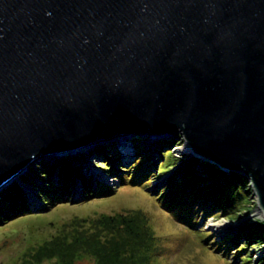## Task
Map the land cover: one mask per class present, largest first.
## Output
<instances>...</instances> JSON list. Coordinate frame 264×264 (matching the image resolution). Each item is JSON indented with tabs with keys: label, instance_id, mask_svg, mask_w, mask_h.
<instances>
[{
	"label": "water",
	"instance_id": "obj_1",
	"mask_svg": "<svg viewBox=\"0 0 264 264\" xmlns=\"http://www.w3.org/2000/svg\"><path fill=\"white\" fill-rule=\"evenodd\" d=\"M177 135L264 220V0H0V193L49 156Z\"/></svg>",
	"mask_w": 264,
	"mask_h": 264
},
{
	"label": "rangeland",
	"instance_id": "obj_2",
	"mask_svg": "<svg viewBox=\"0 0 264 264\" xmlns=\"http://www.w3.org/2000/svg\"><path fill=\"white\" fill-rule=\"evenodd\" d=\"M181 147L178 135L138 137L129 156L113 143L33 164L22 181L35 190L13 183L25 202L0 216V264H111L113 237L93 220L136 212L145 216L138 248L148 251V264H264V220L253 216L257 205L244 179L197 154H181ZM108 176L119 182L103 185ZM222 220L237 229L218 238L208 225ZM118 237L124 246L126 237ZM129 252L134 259L128 255L126 263L141 261Z\"/></svg>",
	"mask_w": 264,
	"mask_h": 264
},
{
	"label": "trees",
	"instance_id": "obj_3",
	"mask_svg": "<svg viewBox=\"0 0 264 264\" xmlns=\"http://www.w3.org/2000/svg\"><path fill=\"white\" fill-rule=\"evenodd\" d=\"M220 175H222L223 178L226 176L224 173H221V172H220ZM63 177H64L63 179L65 180H67V178L70 179L68 174H64ZM231 177L234 179L238 177L239 181H241V179L244 178L243 175L241 174H233L231 175ZM1 199H4V200H1ZM24 202H25V196H23L21 187L18 184L10 187V189L6 190L4 194V198L0 196V204L4 203L0 207V216L3 213L8 212L10 210V206H13L12 204H14L16 208H18V206L23 205ZM6 203H9V205L6 207H3ZM144 217L145 216L141 212H136L134 214H120V215H115V216L102 215L99 218L93 220L95 223V226H97L95 227L97 230H100V231L102 230L101 232L103 231L109 232V234L112 235L113 237V240L111 243L113 245L111 247L113 255L111 257L108 256V259L111 262V264H129V263H126V257L130 255L131 259H134L131 255V252H129V248H131L132 251H136L142 255V259L140 262H133L132 260V264H148L147 259L149 256L144 258V256L147 255L148 251L144 250L142 252L138 248L139 246L143 245L145 238L142 244H140L141 239L143 237H146V233H147L145 230V225H144V222H146L144 220ZM118 232H121L126 237L123 245L126 248L128 247L127 251L125 250L124 246H122L121 242L120 243L118 242L119 241ZM154 237L152 236V239H155ZM116 238L118 240H116ZM134 242H138L139 245L134 246Z\"/></svg>",
	"mask_w": 264,
	"mask_h": 264
},
{
	"label": "bare ground",
	"instance_id": "obj_4",
	"mask_svg": "<svg viewBox=\"0 0 264 264\" xmlns=\"http://www.w3.org/2000/svg\"><path fill=\"white\" fill-rule=\"evenodd\" d=\"M121 140H125V137L123 136V137H121V139H118L117 138V141L118 142L117 143H114V144H116V146L122 147V149H124V150L127 149V148L128 149H131L130 146L125 145L124 143L121 142ZM178 150H179L178 152H180L181 154H183V152H186V154L190 153V151L188 149H186L185 147L178 148ZM126 155L127 154H125V156ZM55 157H59V155L49 156L48 158L51 159V158H55ZM26 171L27 170H24L23 173H20L19 175H17L14 178V180H12V183H15L16 181H19V182H21L23 184L24 181H22L23 180L22 178L26 174ZM96 174L97 175H100V173H98V172ZM118 182L119 181L116 178H110L109 176H108V178H105V180L102 181L103 185H106V186H114ZM23 186L27 190H29V193L30 194H32V191L35 190V189L29 188V186L27 184H23ZM32 199H33L32 197H29V201H31ZM34 202H36V201H34ZM253 216L254 217L255 216H261L258 207L256 209L255 215H253ZM246 219L247 218H245V220ZM227 223H230V224H227ZM208 228L209 229H212L216 233L217 237L219 238V237L226 236V235L231 234L232 232H234L237 229V224H235V223H232L231 224V222L225 221V220H222V221H213L211 224L208 225Z\"/></svg>",
	"mask_w": 264,
	"mask_h": 264
}]
</instances>
